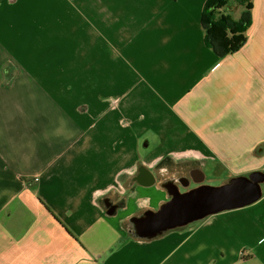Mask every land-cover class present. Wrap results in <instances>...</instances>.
<instances>
[{
    "label": "crops",
    "instance_id": "1",
    "mask_svg": "<svg viewBox=\"0 0 264 264\" xmlns=\"http://www.w3.org/2000/svg\"><path fill=\"white\" fill-rule=\"evenodd\" d=\"M206 1L0 0V264H264L255 207L151 245L126 233L127 203L162 196L133 193L137 169L159 164L145 133L169 152L233 115L250 131H230L247 137L228 151L264 140V101L247 105L264 99V0L223 58L205 45Z\"/></svg>",
    "mask_w": 264,
    "mask_h": 264
},
{
    "label": "water",
    "instance_id": "2",
    "mask_svg": "<svg viewBox=\"0 0 264 264\" xmlns=\"http://www.w3.org/2000/svg\"><path fill=\"white\" fill-rule=\"evenodd\" d=\"M131 17V23L127 21L128 25L137 23L141 13ZM201 159L208 161L202 164ZM156 161L159 164L167 161L164 163L165 172L163 169L150 171L146 168L151 177L150 180L145 181L137 178L139 168L133 174L140 182L133 185L135 187L133 193L140 188L142 190L141 186L147 184L162 195L156 199L152 198V194L143 195L144 197L139 195L133 207H130L128 200L126 201L128 203L125 210L129 213L124 223L127 227L128 240L133 244L151 245L173 234H188L200 227L215 224L219 218L232 217L231 211L256 208L261 205L259 202L263 196V184L261 179L252 175L230 176L224 171L227 175L221 176L219 184L207 183L206 179L194 182L196 186L193 188L184 184L181 176L187 169L198 172L211 168L213 171L219 165L199 152H173ZM173 172L178 175L176 182L172 178L175 175ZM214 176L208 175L207 178ZM108 210L116 211V203Z\"/></svg>",
    "mask_w": 264,
    "mask_h": 264
},
{
    "label": "flooded vegetation",
    "instance_id": "3",
    "mask_svg": "<svg viewBox=\"0 0 264 264\" xmlns=\"http://www.w3.org/2000/svg\"><path fill=\"white\" fill-rule=\"evenodd\" d=\"M226 4L220 8V12L224 11L226 14H231L232 18L236 21H242V6L244 4L241 3L240 0H225ZM254 2V0H252ZM254 5V3H253ZM253 10V9H252ZM238 14V16H236ZM214 53V52H213ZM234 53V52H232ZM231 54V53H229ZM228 54V55H229ZM227 56V55H226ZM219 57V56H218ZM220 58V57H219ZM259 84L260 82L255 81ZM140 97L141 94H138ZM204 102L202 97H194L189 101V105L191 109L194 111L195 107L201 106ZM243 114V113H239ZM238 124L235 125L234 116L232 115L230 118H226L225 116L219 117L217 121L211 126L207 127L205 131H199L202 136V140L198 142L197 145H190L187 141H182L180 145L174 144L172 146L171 151H163L161 147L163 145L162 137L159 136V149L161 154L159 158H163L171 154V152H199L203 156H208L210 159L215 161L214 163H218L219 165L211 171V168L207 170H200L195 172L194 170L187 169L186 172L181 176V180L184 184H186L189 188H193L196 186L194 182H201L203 179H206L207 183L210 184H219L221 182V176L230 175V176H248L252 175L257 179H261L263 184V196L259 203L261 205L255 208L252 212V215L258 217H263L264 214V140L262 139L259 142H256L252 146L243 145L241 146V150L239 151H228L233 150L232 146L239 145L242 140H245L247 137L246 133H231L230 131H250L249 128H246L247 119L243 116L238 117ZM128 124H131V121H128ZM195 132V131H194ZM159 134V133H158ZM150 145V143H148ZM147 144V145H148ZM146 145V147H148ZM235 150V149H234ZM232 152V153H229ZM241 156V158H239ZM155 157V156H149ZM158 157V156H157ZM156 158V157H155ZM153 160V159H152ZM208 161L206 159H201V163L205 164ZM148 162V161H147ZM167 161H162L161 164H157L156 166H148V170L153 169H165L164 163ZM179 162V161H178ZM177 162V163H178ZM148 164V163H147ZM172 164V163H170ZM246 164V166L241 167L240 165ZM146 167V166H144ZM138 168V167H137ZM147 169L140 167L137 177L141 181L150 180L151 175L148 174ZM226 171L227 174L224 173ZM228 171V172H227ZM165 172V170H164ZM178 172V171H177ZM175 175L172 178L177 181L178 175L176 172H173ZM179 173V172H178ZM208 175H215L214 177L207 178ZM191 184V186H189Z\"/></svg>",
    "mask_w": 264,
    "mask_h": 264
},
{
    "label": "trees",
    "instance_id": "4",
    "mask_svg": "<svg viewBox=\"0 0 264 264\" xmlns=\"http://www.w3.org/2000/svg\"><path fill=\"white\" fill-rule=\"evenodd\" d=\"M240 1L245 6L242 21H236L231 14L219 11L226 4L225 0H207L205 3L202 14L205 45L220 58L240 50L246 43V34L253 22L254 5L252 0Z\"/></svg>",
    "mask_w": 264,
    "mask_h": 264
},
{
    "label": "rangeland",
    "instance_id": "5",
    "mask_svg": "<svg viewBox=\"0 0 264 264\" xmlns=\"http://www.w3.org/2000/svg\"><path fill=\"white\" fill-rule=\"evenodd\" d=\"M245 9V6L243 7L242 6V10ZM221 12H224V11H221ZM238 16V14L236 15ZM244 55H240L238 56L239 58L238 59H232L233 61H239V66H242V65H245L244 61L241 59ZM234 58V57H233ZM208 73H206L207 75ZM259 74V73H258ZM164 90V89H163ZM262 93H263V89L261 90V96H262ZM264 98V97H263ZM264 101V99H259L255 102H253L252 100L249 101L250 103H248L247 101V105L249 104H253V103H260L261 101ZM260 110L261 111H264V103H262L260 106H259ZM187 132H190L192 134V140L189 142L191 143L190 145H197L198 142L200 140H202V136H201V133L199 131H187ZM159 131H148L147 133H145L141 139H140V150H141V153L143 156H159L161 154V151L159 149V143H158V140H159V136L160 134H158ZM181 133L182 131H175L174 134H176L174 136V140L177 142L178 140L182 139L183 137H181ZM150 143L151 146L149 147H146V145ZM188 143V142H187ZM144 163H147L146 161H142ZM146 165V164H145ZM235 224V222H234ZM241 239V237H240Z\"/></svg>",
    "mask_w": 264,
    "mask_h": 264
},
{
    "label": "built area",
    "instance_id": "6",
    "mask_svg": "<svg viewBox=\"0 0 264 264\" xmlns=\"http://www.w3.org/2000/svg\"><path fill=\"white\" fill-rule=\"evenodd\" d=\"M50 165H48L47 167H45L44 169H42L41 171H39L38 175L35 178V181H39L49 170Z\"/></svg>",
    "mask_w": 264,
    "mask_h": 264
}]
</instances>
